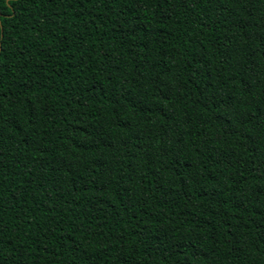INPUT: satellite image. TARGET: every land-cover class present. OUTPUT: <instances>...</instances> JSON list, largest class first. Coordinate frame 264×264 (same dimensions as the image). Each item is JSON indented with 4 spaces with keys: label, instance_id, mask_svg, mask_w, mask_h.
<instances>
[{
    "label": "trees",
    "instance_id": "trees-1",
    "mask_svg": "<svg viewBox=\"0 0 264 264\" xmlns=\"http://www.w3.org/2000/svg\"><path fill=\"white\" fill-rule=\"evenodd\" d=\"M0 264H264V0H0Z\"/></svg>",
    "mask_w": 264,
    "mask_h": 264
}]
</instances>
